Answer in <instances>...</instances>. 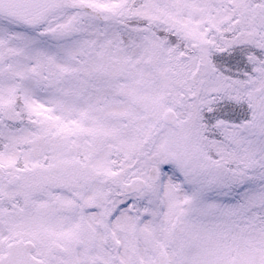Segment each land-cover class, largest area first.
<instances>
[{
	"label": "snow or ice",
	"instance_id": "snow-or-ice-1",
	"mask_svg": "<svg viewBox=\"0 0 264 264\" xmlns=\"http://www.w3.org/2000/svg\"><path fill=\"white\" fill-rule=\"evenodd\" d=\"M0 264H264V0H0Z\"/></svg>",
	"mask_w": 264,
	"mask_h": 264
}]
</instances>
